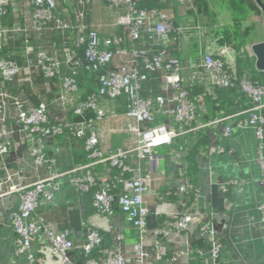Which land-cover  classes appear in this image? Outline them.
<instances>
[{
    "label": "trees",
    "instance_id": "obj_1",
    "mask_svg": "<svg viewBox=\"0 0 264 264\" xmlns=\"http://www.w3.org/2000/svg\"><path fill=\"white\" fill-rule=\"evenodd\" d=\"M210 2L211 0H188L186 3L190 6V10H188L189 18L185 19L179 14L177 0H173L172 4H169L167 0H134L133 4L137 9L146 10L149 13L157 11L168 14L176 28L179 26L201 27L202 34L197 36V41L199 42L202 39L209 42L207 43V51L209 52L205 50V53H213L211 46L220 49L218 53H213L214 56L222 58L225 61L226 68L232 72V84L227 86H217L214 84L205 67L200 66L204 52L202 53V49L196 51L198 42L194 43L193 38L195 34L193 30L174 29L170 36V42H166L164 38L146 23L138 29L139 36L137 39H134L131 34V25L118 23V18L129 11L127 3L123 7H112L107 0H85L83 2H79L78 0H57L56 20L40 26L35 23V6L32 0H17L15 3L6 6V12L1 20L6 34L3 45L0 48V60L13 61L22 69V75L20 74L14 80L8 81L0 71V86L9 89L15 82L19 83L22 80L28 84L33 77L32 73L35 71L33 67H35L38 60V54L45 52L51 61L58 60L63 64L62 72L56 74L54 77L45 78L46 81L53 84L52 88L54 89L51 90L54 96L52 103L56 109L54 112H49L50 122L64 126L61 133L47 135L49 142L55 145H64L66 143L72 145L73 142H77L81 150L86 149L87 137L76 136L75 128L66 126L67 122L84 123L89 131L93 130L96 132L98 136L96 148L98 150L103 151V145L110 142L111 150L122 149L127 152L122 158V166H112L108 162L95 163L91 166L90 171L96 177V183L88 190L81 191L91 211L96 210L94 206L95 196L104 187L108 189L114 198L112 209L107 214L119 211L121 209L119 199L126 192L125 182L135 176L134 170L138 171L140 169L142 176L148 175L150 173V166L144 169L142 162L145 160V162L148 161L150 163V161L149 159H141L137 152L132 151L136 145L134 136H132L131 143L129 144L127 141L130 139V135L119 132V130L111 132L109 136L101 133L100 129L103 126L101 123L105 119H109V117L119 119V121L125 117L130 127L135 124V121L128 116L133 106V99L127 91H123L121 94L113 97L100 92L102 74L110 70H118L128 60L123 57H116L111 62L94 68L93 63L87 56L90 32L93 30L97 31L101 41L105 38H112L114 41L116 38L122 37V42L118 44L113 43L112 49L121 47L127 49L129 52L136 50L138 54L144 52L149 58L160 54L165 49L170 52V56L179 57L181 62L183 60L186 67L191 64L190 61L187 62L188 60H192L195 63L194 66L198 64V67L193 69L191 75H188L186 70L184 71V75L187 77L198 76L193 80H189L186 83V88L189 91L188 98L196 103V124L197 122L205 123L240 111L249 104L250 98L241 87V80L244 77L255 84L264 85V71L258 69L256 58L247 47L249 43L261 41V37H264L262 34L263 29L257 28L253 20H246L249 13L244 14L241 12L240 10L243 8L234 6L236 3L232 5L233 14L223 4H220L218 7V12L215 11V7ZM233 2L235 1L233 0ZM79 13H83L81 22L84 25V29L81 33L77 29L71 28V26L64 28L57 22V20L61 19L76 24L78 23L77 16ZM230 17L233 18L231 22H229ZM235 17L240 19L241 22H234ZM222 20H225L226 23L223 25V37L220 42L214 39L213 35L217 34L218 29L216 27L222 23ZM81 36L84 38L83 42L78 41ZM233 39L235 42L237 41L238 45H240L239 47L235 46L236 44L233 42ZM228 43H234V45ZM230 47H234L237 51ZM222 49L226 51L223 52ZM69 51L75 53L74 60L75 63L77 62L76 64L74 62L72 64L66 62L65 53ZM196 52L198 56H196ZM229 53L234 56L233 60L231 59L232 61L229 59ZM133 60L138 62L139 72L146 75L145 79L140 80L139 94L142 98L153 102L155 120L150 126L165 124L168 127L182 126L188 129V124L177 121L169 116L166 112L167 107L157 101V97L164 96L165 102L171 108L175 107L179 101L176 98L179 92L176 89L166 88L163 84V76L166 70L163 67H158L154 70L148 69L144 58L139 55L132 56L131 61L129 60L130 65ZM64 65H67L66 67L69 68L63 70ZM31 70L34 71L31 72ZM40 72L42 71L40 70ZM67 76L75 79L77 85L75 90H67L64 87V80ZM63 96L64 99H62ZM28 103L31 104L30 102ZM78 110L80 111L78 112ZM100 110L104 111V116L99 119L98 112ZM8 126L9 128L11 127L10 129H14V136L10 137L13 145L17 137H20L18 135L20 132L17 131L20 126L15 118L7 119ZM216 126L218 125L187 131L176 136L171 143L163 144L155 149L156 156H162L167 161L172 157L179 158L177 172L189 180L186 181L189 183L190 188L188 190L191 191L192 195L196 190L193 185V179L194 174L198 170V156L207 155L212 150L211 132ZM32 136L31 143L35 141L38 143V139L44 135L34 133ZM25 141L30 142L28 139ZM74 150L76 151L77 148ZM87 150L90 154L93 151L92 149ZM89 153H87L88 160L86 163L94 160V158L89 156ZM7 156L8 152L5 155H0V160L6 163L9 162L10 159ZM126 168H132L133 172L127 171ZM99 175L102 176L101 180L98 178ZM167 190H170L168 194L175 197L181 193L179 190L178 192H174V189H167L166 187H163L160 193L164 194ZM38 209L31 214L30 219L38 220L40 216ZM157 218L161 223L162 218L160 216ZM100 234L103 238V246H110L113 242L111 233L101 230ZM35 239L34 236L32 245H34ZM191 248L194 250L193 247ZM147 249L150 257L147 259L146 264H168L170 258L173 256L169 250L160 260L156 257L155 245L150 248L147 247ZM33 252L40 261L42 255L38 250H33ZM73 252L71 253L72 256L74 255ZM98 254L99 250L96 249L90 255L88 254V257H95ZM187 262L188 264H203L196 252L188 258Z\"/></svg>",
    "mask_w": 264,
    "mask_h": 264
},
{
    "label": "built area",
    "instance_id": "obj_2",
    "mask_svg": "<svg viewBox=\"0 0 264 264\" xmlns=\"http://www.w3.org/2000/svg\"><path fill=\"white\" fill-rule=\"evenodd\" d=\"M17 0H0V48L5 40L6 30L2 27L1 20L6 12V6L15 3ZM34 3V19L35 23L40 26L44 23L55 21V11L58 8L57 0H32ZM83 2L85 0H78ZM112 7H123L127 3L129 11L118 18V23L131 25V34L134 39L139 36L138 29L146 23L151 26L166 42H170L171 33L176 30H181L183 27H175L166 13L153 11L151 13L146 10H139L133 4L134 0H107ZM83 13H79L78 23L67 22L64 20H57L58 24L64 28L71 26L81 33L84 25L81 22ZM184 29V28H183ZM90 41L87 50V56L93 63L94 68L107 64L116 57L125 58L128 63L123 64L118 70H110L104 72L100 80V92L111 97L127 91L131 94L133 99V106L131 107L128 116L131 117L135 124L131 130L137 136V142L132 151L137 152L141 159H149L151 168L156 164V148L163 144L171 143L172 140L187 131L203 128L211 125L226 124L224 126L223 134L229 136L236 129L252 128L259 139V156L262 164L261 183L264 185V85L253 83L248 78L244 77L241 80V87L245 94L250 98L249 104L243 107L240 111L231 113L209 122L196 124V103L188 98V90L186 83L189 80L197 78L193 75L186 80L182 70L183 64L179 57L170 56L168 50H163L160 54L149 58L145 53L138 54L136 50L128 51L121 47L112 49L113 43H121L123 38L118 37L114 41L112 38H101L97 31L93 30L89 34ZM79 42H83L84 38L79 37ZM103 43V44H102ZM142 56L144 58L146 67L154 70L158 67H163L166 70L163 76V84L166 88L176 89L179 93L176 98L179 99L175 107H168L164 96L157 97V101L161 105L167 107L166 112L169 116L182 121L189 125L188 129L182 126L168 127L165 124L150 126L155 120L153 102L149 99H144L139 94L140 80L145 79L146 75L141 74L138 69V62L133 60L130 65L132 56ZM66 62L75 63V53L69 51L65 53ZM130 60V61H129ZM77 63V62H76ZM75 63V64H76ZM67 66V65H65ZM200 66H204L207 70L210 79L217 86H227L232 84V72L226 68L225 61L222 58L215 57L213 53H204L202 56ZM35 67L45 73L47 77H54L59 74L63 67L60 61H51L45 52L38 54V60ZM198 64L194 66L197 68ZM0 71L5 79L8 81L14 80L22 73V69L13 61L0 60ZM64 87L67 90H75L77 85L74 78L67 76L64 80ZM64 99V96L62 97ZM14 108V116L10 117V110ZM80 110H78L79 112ZM104 116V111L98 112V118ZM15 118L19 124L20 132L18 135H24L23 140H32V134L39 133L43 135L61 133L64 126L57 123H51L49 119V110L46 104L32 105L26 101L18 100L17 98H10L6 94V89L0 88V155H5L11 147V136L14 129L7 127V119ZM66 126L75 128V135L80 137H87V149L93 151L89 155L94 158L78 169L74 176V184L82 191L88 190L94 183L96 177L91 173L90 168L95 163L108 162L112 166H122V158L127 153L122 149L114 150H98V136L95 131L87 128L84 123L77 124L67 122ZM89 133V134H87ZM14 136V135H13ZM33 142V141H32ZM223 147H219V150ZM33 156V163L37 166H50V159L47 152L40 144H33L31 147ZM127 169V168H126ZM79 170V171H78ZM83 171V172H82ZM82 172V173H81ZM135 176L125 182V193L119 199V204L122 211L126 214L127 219L137 228L146 233L149 208L146 203V195L149 192V177L140 174V169L135 171ZM81 173V174H80ZM59 173L49 171L44 177L37 178L31 183H13L7 190L0 195H7L14 192H19L21 195V204L12 215V226L17 233L16 238V253L18 256L26 258L29 263L33 264L37 261L35 253L33 252L32 239L37 233L44 230L49 234L53 242V250L63 258L64 264H78L73 260L71 253L75 250L74 242L71 238V233L68 230L56 231L51 229L42 219L32 220L31 214L40 206L42 202H52L53 196L48 191L49 184L57 179ZM11 177L9 176V179ZM8 179V176H7ZM3 180L0 179V184ZM221 188L227 190L228 182L221 183ZM189 187V183L184 180L180 186V192L183 193ZM113 195L109 193L106 187L100 189L94 201V206L98 213L106 214L111 211L113 206ZM206 215V212H204ZM262 218L264 221V207L262 208ZM192 221V216L189 213H179L174 225L178 230H187L189 223ZM202 232L213 235L215 232L214 225L209 221L202 225ZM142 236L141 240L134 246V254L132 257L126 256L119 248L102 247L103 238L98 230H91L87 235V239L82 243L81 247L86 255L84 264H146L150 253L146 247L145 238ZM98 249L99 254L95 257L89 256L94 250ZM221 246L215 244L213 246L214 258L217 259L220 253ZM157 259H162L167 254V247L164 244L158 243L156 245ZM192 250L187 249L178 250L168 264H178V261L183 258H190ZM186 260L185 264H188Z\"/></svg>",
    "mask_w": 264,
    "mask_h": 264
},
{
    "label": "crops",
    "instance_id": "obj_3",
    "mask_svg": "<svg viewBox=\"0 0 264 264\" xmlns=\"http://www.w3.org/2000/svg\"><path fill=\"white\" fill-rule=\"evenodd\" d=\"M207 43L209 42L201 39L197 43L196 51L202 49V53H205ZM211 49L213 53H218L220 50L212 46ZM222 51L226 50L222 49ZM195 54L198 56L197 52ZM229 55V59L233 60V54L229 53ZM189 61L191 64L188 65L190 72L188 75H191L195 63L192 60L187 62ZM66 68L69 67L65 66L63 70ZM26 86L27 82L22 80L19 83L15 82L9 89L2 86L0 88L6 89V94L10 98L30 102L32 105L46 104L49 112H54L56 108L52 103L54 96L51 91L53 89L51 82L45 85L33 84L35 94L43 95L45 90V100L42 102H33V96L29 93L28 96L31 98L25 100L23 91ZM14 113L12 107L10 117H13ZM101 124L103 125L100 129L102 134L109 136L111 132L119 130L130 135L127 143H131L132 136L137 139L125 117L121 121L109 117ZM225 125L216 126L211 132L213 146L210 153L198 156V170L193 179L196 190L193 195L188 190L190 187L177 197L168 194L170 190L164 194L160 193L163 187L172 188L174 192H178L182 182L187 180L177 172L178 157H172L167 161L166 158L158 156L154 168H151L152 165L148 161L142 162L144 169L150 166L149 192L145 198L150 211L146 233L135 227L121 209L113 214H102L95 209L90 210L81 193L82 190L78 189L73 181L78 173L74 170L86 163L87 153H89L86 147L81 150L77 142H73L72 145L69 143L55 145L49 142L47 135H44L38 139V144L44 148L47 156L52 160L50 166H37L33 163L32 143L28 139L30 142L19 157L16 158L13 152L8 165L0 160V179L3 180L0 184V194L13 183L27 184L39 177H44L50 170L58 172L57 179L48 187L53 201L40 204L38 220L42 219L43 223L56 231H70L76 246L73 260L78 264L85 263L86 255L80 247L86 241L90 231L94 229L111 233L113 242L110 246L119 248L129 258L133 256L134 246L145 233L146 247L150 248L162 243L167 247L168 252L170 250L171 255L188 247L192 250V254L194 252L198 254L203 264H264L262 218L264 185L261 183L259 139L254 130L249 127L236 129L229 136H225L223 134ZM20 137L26 138L24 135ZM219 147L224 149L219 150ZM103 148L111 149V143L107 142ZM127 171L133 172L132 168H128ZM98 178L101 180L102 176L99 175ZM221 182H228L227 190L221 188ZM21 202L19 192L0 195V264H31L26 258L16 253L17 233L12 226V215L19 209ZM181 212L192 216L187 230H178L174 225ZM158 216L162 218L161 223L158 221ZM209 220L214 225L213 235L202 232V225ZM35 238L33 250H38L42 258L39 261L36 257L38 260L33 264H64L63 258L53 250V242L46 231H40ZM215 244L221 246L217 259L214 258L213 253ZM102 247L105 248L103 244ZM186 260L187 258H183L178 261V264H185Z\"/></svg>",
    "mask_w": 264,
    "mask_h": 264
},
{
    "label": "rangeland",
    "instance_id": "obj_4",
    "mask_svg": "<svg viewBox=\"0 0 264 264\" xmlns=\"http://www.w3.org/2000/svg\"><path fill=\"white\" fill-rule=\"evenodd\" d=\"M187 1L188 0H177V7H178V10H179V14H180V16L183 19L189 18V16H188L189 15L188 10H190V6L187 5V3H186ZM234 1L235 2H233V0H211L210 4H212L213 7H215L214 10L217 11V12H218V7L220 6V4L226 5L228 7L229 11L234 14V10H233L232 5H233V3H236L234 6H239V7L243 8V9L240 10L241 12H243L244 14L249 13V15L247 16L246 20H253L257 28H259L260 30L263 29V33L262 34L264 36V15H263L262 8L257 3V1L256 0H234ZM167 2L169 4H172L173 0H167ZM263 2H264V0H263ZM196 9H197V6H196ZM191 10H193V9H191ZM232 19L233 18L230 17L229 22H231ZM221 22L222 23H220V25L218 27H216L218 29L217 34L213 35L214 36V39H217L220 42L222 41V37H223V35H222L223 29H224L223 25L226 23L225 20H222ZM234 22H236V23L239 22L240 23L241 20L240 19H237L235 17L234 18ZM258 24H260V25H258ZM182 27L184 29H186V30H193L194 31L193 33L195 34V36H194L193 39L195 41L194 43L196 44L197 36H200V34H202L201 27H199V26H182ZM183 28L181 30H183ZM232 29L235 30L234 28H232ZM261 38H262L261 40H264L263 39L264 37H261ZM233 42H235L234 39H233ZM254 43L255 42H252V43H249L247 45V47L250 49L251 52H252L251 46ZM228 44H230V45L233 44L234 45V43H228ZM235 44H236L235 45L236 47H239L240 46V45H238L237 41L235 42ZM230 48H232V47H230ZM232 49L235 50L234 47ZM235 51H237V49ZM125 63H128V62H125ZM182 64H183V68H182L183 72L186 70L187 74L190 73L189 72V67L184 66L185 63H184L183 60H182ZM33 68H35V71L34 70H31V72L34 71V73H32V76L33 77L31 79V81L28 82L27 86L25 87V89L23 91V94L25 96L23 94H21V95H23V97L25 98V100H28L29 97H30V96H28V93H29V95L32 94L31 96H33V102L34 101L42 102V101L45 100L46 92L44 90L43 95L35 94V90L33 89V84L34 85H36V83H42L43 85H45V83L48 84V82L45 79L47 76L40 69V67H33ZM40 70L42 72H40ZM184 78L186 80H188L187 79V76H185V75H184ZM45 88H47V87H45ZM136 142H137V139H136ZM34 143L37 144L36 141L33 142V144ZM26 144H28V142L25 141V140H23V138H21V137L18 136L17 139L15 140L14 144L11 145V147L9 148V150H8V156L7 157L10 158V156H11V154L13 152L15 153L14 156H16V158L19 157L22 154V152L26 149V147H27ZM32 160H33V156H32ZM221 183H227V182H221Z\"/></svg>",
    "mask_w": 264,
    "mask_h": 264
},
{
    "label": "water",
    "instance_id": "obj_5",
    "mask_svg": "<svg viewBox=\"0 0 264 264\" xmlns=\"http://www.w3.org/2000/svg\"><path fill=\"white\" fill-rule=\"evenodd\" d=\"M257 3L260 5V7L263 10V15H264V2L263 0H256ZM251 50L253 52V55L256 58V66L258 69L264 71V40L255 42L251 46Z\"/></svg>",
    "mask_w": 264,
    "mask_h": 264
}]
</instances>
